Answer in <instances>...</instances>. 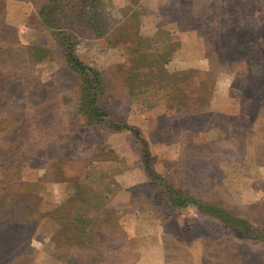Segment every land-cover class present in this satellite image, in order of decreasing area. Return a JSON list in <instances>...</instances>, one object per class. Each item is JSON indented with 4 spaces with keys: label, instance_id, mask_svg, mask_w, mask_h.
<instances>
[{
    "label": "rangeland",
    "instance_id": "374dc122",
    "mask_svg": "<svg viewBox=\"0 0 264 264\" xmlns=\"http://www.w3.org/2000/svg\"><path fill=\"white\" fill-rule=\"evenodd\" d=\"M58 1L0 5V264H264V0Z\"/></svg>",
    "mask_w": 264,
    "mask_h": 264
},
{
    "label": "trees",
    "instance_id": "16d2710c",
    "mask_svg": "<svg viewBox=\"0 0 264 264\" xmlns=\"http://www.w3.org/2000/svg\"><path fill=\"white\" fill-rule=\"evenodd\" d=\"M1 2H0V5L2 6V4H3V2H2V0H0ZM51 0H49V2H50ZM58 1V0H57ZM59 2V1H58ZM50 9V8H49ZM91 13V12H90ZM94 13V12H93ZM100 13H103V12H100ZM38 14H41V12H38ZM42 15V14H41ZM94 17H96V16H94ZM102 28V26H100V28H99V30ZM103 29V28H102ZM101 29V30H102ZM68 49V48H67ZM67 49H65V51H67ZM66 54V56H67V58H68V60H69V63L71 62V63H77V65L79 66L80 64H81V62H79V60H78V58L76 57V56H70L71 54H69V53H65ZM30 60L29 61H31V60H33L32 59V57H30L29 58ZM73 66H75V65H73ZM24 198V197H23ZM23 200V199H22ZM21 203H22V201H20ZM17 205H19L20 207H21V204L18 202L17 203ZM211 213L212 214H216L217 216H219V215H221V218H224V220L225 221H227V220H229L231 217L227 214V213H225V212H221V211H219V210H211ZM232 219V218H231ZM233 221V220H232ZM6 223H7V221H5L4 222V225H6Z\"/></svg>",
    "mask_w": 264,
    "mask_h": 264
}]
</instances>
